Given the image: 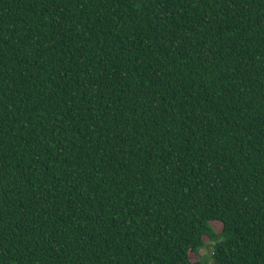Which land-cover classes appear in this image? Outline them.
I'll list each match as a JSON object with an SVG mask.
<instances>
[{"label": "trees", "instance_id": "trees-1", "mask_svg": "<svg viewBox=\"0 0 264 264\" xmlns=\"http://www.w3.org/2000/svg\"><path fill=\"white\" fill-rule=\"evenodd\" d=\"M206 246L264 264V0H0V264Z\"/></svg>", "mask_w": 264, "mask_h": 264}, {"label": "rangeland", "instance_id": "rangeland-1", "mask_svg": "<svg viewBox=\"0 0 264 264\" xmlns=\"http://www.w3.org/2000/svg\"><path fill=\"white\" fill-rule=\"evenodd\" d=\"M217 230L221 229L219 224L214 225ZM212 254L210 247H204L197 254H191V258L194 262L202 261L204 264H212Z\"/></svg>", "mask_w": 264, "mask_h": 264}]
</instances>
